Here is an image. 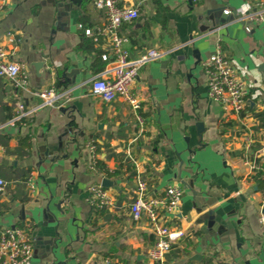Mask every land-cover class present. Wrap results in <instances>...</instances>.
<instances>
[{
    "label": "crops",
    "instance_id": "crops-1",
    "mask_svg": "<svg viewBox=\"0 0 264 264\" xmlns=\"http://www.w3.org/2000/svg\"><path fill=\"white\" fill-rule=\"evenodd\" d=\"M246 2L264 0H120L139 10L119 28L129 57L164 51L139 68L132 86L141 126L122 98L104 102L90 91V80L114 66L101 58L108 38L84 33L105 22L92 0H4L0 46L23 65L28 88L0 77V177L6 182L0 227L28 228L33 254L27 264H151L153 236L129 211L136 174L146 181V195L161 197L168 185L182 189L180 206L166 221L184 231L166 254L171 264H264V199L241 158L243 141L231 132L248 130L251 152L264 165V21L248 23L247 32L233 13H224ZM217 46L247 83L241 118L224 121L220 104L207 95L203 64ZM49 88L61 96L43 105L32 92ZM19 103L27 115L9 124ZM92 184L103 187L112 206L90 204Z\"/></svg>",
    "mask_w": 264,
    "mask_h": 264
},
{
    "label": "built area",
    "instance_id": "built-area-1",
    "mask_svg": "<svg viewBox=\"0 0 264 264\" xmlns=\"http://www.w3.org/2000/svg\"><path fill=\"white\" fill-rule=\"evenodd\" d=\"M94 8L102 10L105 22L102 26L84 28L86 35L93 36L103 34L108 38L109 45L101 58L103 61L114 63L110 74L96 76L90 80V91L99 96L104 102H112L117 97L125 101L133 111L138 123L142 126L144 119L140 113L141 103L132 86L138 76L139 68L145 63L160 58L163 50L150 49L140 57L131 59L129 52L124 46L126 39L119 33L123 23H130L139 16V10L135 6H124L120 0H92ZM4 0H0V15L3 13ZM224 13H233L234 18L244 25L245 31H250L248 23L264 21V2L257 5L246 2L234 10L224 9ZM12 39V34H7ZM96 38V36L94 37ZM207 75V95L209 99L220 104L224 121L234 115L241 118L246 109L248 86L246 81L238 74L235 67L223 52L220 46L204 62ZM107 72V71H106ZM109 72V70H108ZM0 77L8 79L16 88H28L27 74L23 65L12 59V52L0 46ZM33 95L38 97L43 105H50L60 98L61 94L54 88L36 89ZM27 115L24 105L19 103L15 114L8 120L14 124L17 120ZM232 133L243 141L242 160L251 172L257 170V164L253 160L256 153L251 152L252 136L243 127L235 126ZM0 149H2L0 145ZM89 160L92 165L96 163V145L90 141L86 144ZM128 153L130 154V150ZM6 182L0 177V194L4 191ZM27 190L31 193L35 189L32 177L26 180ZM89 202L97 207L112 206V200L103 187L92 184L88 188ZM146 181L139 175L135 176L134 199L129 205L131 218L136 221H146L153 236V244L147 250V256L151 264H171L166 259V254L171 250L174 242L184 235L181 228H172L167 224V216L180 206L182 189L178 185H168L161 197L146 195ZM261 208L264 209V201ZM260 220L264 222V213H260ZM25 225L0 227V264H27L33 254V242Z\"/></svg>",
    "mask_w": 264,
    "mask_h": 264
},
{
    "label": "trees",
    "instance_id": "trees-1",
    "mask_svg": "<svg viewBox=\"0 0 264 264\" xmlns=\"http://www.w3.org/2000/svg\"><path fill=\"white\" fill-rule=\"evenodd\" d=\"M23 119L17 120V123L22 122ZM228 125V124H227ZM253 160L257 164V170L253 174V179L255 181V185L257 190L262 193L264 199V165L260 163L261 158L259 156L253 157Z\"/></svg>",
    "mask_w": 264,
    "mask_h": 264
},
{
    "label": "water",
    "instance_id": "water-1",
    "mask_svg": "<svg viewBox=\"0 0 264 264\" xmlns=\"http://www.w3.org/2000/svg\"><path fill=\"white\" fill-rule=\"evenodd\" d=\"M72 4H76V3H78L80 0H69ZM190 2H191V0H189ZM201 124H199V126H200ZM68 131H70V130H68ZM109 183H110V181L108 180V179H106V178H104L103 180H102V185L103 186H108L109 185Z\"/></svg>",
    "mask_w": 264,
    "mask_h": 264
}]
</instances>
